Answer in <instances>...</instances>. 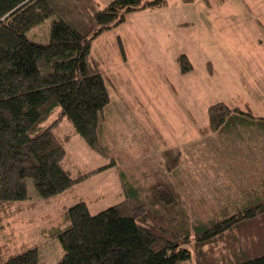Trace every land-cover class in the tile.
I'll return each instance as SVG.
<instances>
[{
	"label": "rangeland",
	"instance_id": "374dc122",
	"mask_svg": "<svg viewBox=\"0 0 264 264\" xmlns=\"http://www.w3.org/2000/svg\"><path fill=\"white\" fill-rule=\"evenodd\" d=\"M65 1L68 6L57 4L55 13L26 37L47 43L51 23L58 19L86 30L94 11L111 0ZM91 53L109 96L99 127L108 153L88 148L65 124V167L73 178L88 174L60 199L48 201L39 199L29 181V199L1 222L0 245L7 254L35 245L39 264H57L63 252L49 231L60 224L66 208L83 201L94 215L120 202L130 189L147 205L160 183L179 197L190 219L220 217L215 209L225 201L228 179L217 172L230 174L234 161L217 162L239 156L203 131L206 110L217 102L264 110V81L257 79V66L264 64V0H167L165 6L128 13L124 23L93 39ZM183 56L190 68L180 63ZM238 131L251 144H261L264 159V127ZM237 135L229 136L242 141ZM194 256L179 264H195Z\"/></svg>",
	"mask_w": 264,
	"mask_h": 264
},
{
	"label": "trees",
	"instance_id": "16d2710c",
	"mask_svg": "<svg viewBox=\"0 0 264 264\" xmlns=\"http://www.w3.org/2000/svg\"><path fill=\"white\" fill-rule=\"evenodd\" d=\"M60 2L69 5L65 0H0V227L11 208L20 211L29 199V181L39 199L48 201L60 199L87 176L73 178L65 167V124L88 148L108 153L100 144L99 127L109 96L91 53L92 41L124 23L128 13L159 8L167 0H111L94 11L86 30L58 19L51 23L47 43L28 39L26 33L51 17ZM182 58L180 63L190 68L186 56ZM206 112L203 131L238 151V159L222 157L219 166L251 154L258 160L261 144H251L238 130L264 127V118L223 102L209 105ZM235 131L242 141L229 136ZM232 169L230 174L217 172L228 180L215 219H190L164 183L156 186L147 205L131 189L125 191L127 198L94 215L85 202H76L49 231L63 252L57 264H179L191 259L192 252L195 264H264V197L256 202L231 200L234 189L244 196L245 180L250 186L262 184L264 195V176H244V168ZM0 264H39L38 248L7 254L0 245Z\"/></svg>",
	"mask_w": 264,
	"mask_h": 264
},
{
	"label": "crops",
	"instance_id": "0c3cea01",
	"mask_svg": "<svg viewBox=\"0 0 264 264\" xmlns=\"http://www.w3.org/2000/svg\"><path fill=\"white\" fill-rule=\"evenodd\" d=\"M257 68L259 69L258 72H260V74L257 75V79L264 81V64L260 63V65L257 66ZM262 98H264V96H262ZM244 108L246 111L250 112L253 116L264 118V110L258 109L259 110L258 112H254L251 109V107H248L246 105L244 106ZM257 159L258 160L252 159V154H251V156L245 157L242 161H234L233 165H234V168H244V170H246L244 176H251V175H255V176L263 175L264 176V159H262L261 156L259 155L257 156ZM248 183L246 182V180H245V183H242V186H243L242 195L244 196L243 197L239 196L237 190L234 189L233 190L234 194H232L231 200H235V201L243 200V203H245V202H253V201L256 202V201H259V199L264 197L263 192L259 191V188L263 186L262 184H259V186H254L251 184L250 186V183L249 184ZM234 185L233 187L235 188L236 184ZM251 191H255L259 193H254Z\"/></svg>",
	"mask_w": 264,
	"mask_h": 264
}]
</instances>
